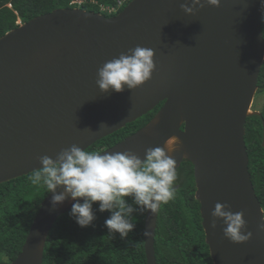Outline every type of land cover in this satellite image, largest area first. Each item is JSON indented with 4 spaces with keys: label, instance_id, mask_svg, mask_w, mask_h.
Here are the masks:
<instances>
[{
    "label": "water",
    "instance_id": "obj_1",
    "mask_svg": "<svg viewBox=\"0 0 264 264\" xmlns=\"http://www.w3.org/2000/svg\"><path fill=\"white\" fill-rule=\"evenodd\" d=\"M186 2L130 0L110 16L59 7L5 32L0 37V183L41 167L40 156L55 158L73 144L85 150L162 102L145 125L98 153L129 150L144 159L146 149L178 137L170 155L177 169L184 160L193 166L194 196L213 264H264V231L258 227L264 212L244 140L246 118L260 114L251 105L264 60V0H220L219 7L197 6L191 15L180 7ZM136 46L154 50L151 78L132 91L102 92L97 70ZM51 196L48 192L41 201L21 251L9 264L43 263L51 227L74 203L68 199L53 208ZM218 202L244 213L246 233H252L248 241L226 239L222 220L211 227ZM158 211L145 216L146 264H157Z\"/></svg>",
    "mask_w": 264,
    "mask_h": 264
},
{
    "label": "trees",
    "instance_id": "obj_2",
    "mask_svg": "<svg viewBox=\"0 0 264 264\" xmlns=\"http://www.w3.org/2000/svg\"><path fill=\"white\" fill-rule=\"evenodd\" d=\"M86 0L82 8L99 11V4L116 0ZM70 0H0V37L18 26V19L34 16L59 7H70ZM264 37V10L261 21ZM258 91H264V60L258 77ZM160 102L142 117L97 140L86 151L99 152L124 139L145 125L161 107ZM264 103L259 115L245 122V145L251 181L264 212ZM34 172V171H33ZM26 175L0 183V264H9L21 251L46 187L33 185ZM175 199L158 211L154 247L157 264H213L201 225L200 203L195 199L193 166L184 160L177 169ZM131 202V201H130ZM92 226L81 228L69 213L54 222L46 239L42 264H146L144 223L146 212L134 213L136 227L126 239L108 234L105 220L110 213L99 212Z\"/></svg>",
    "mask_w": 264,
    "mask_h": 264
},
{
    "label": "clouds",
    "instance_id": "obj_3",
    "mask_svg": "<svg viewBox=\"0 0 264 264\" xmlns=\"http://www.w3.org/2000/svg\"><path fill=\"white\" fill-rule=\"evenodd\" d=\"M205 4L219 7L220 0H204V3L190 0V4L182 3L180 7L191 15L198 10L197 6L203 8ZM155 68L154 50L136 46L105 62L97 70L96 84L105 93L132 91L147 82ZM178 143V137L172 136L163 147L146 149L144 159L129 150L100 154L73 144L61 149L55 158L38 157L41 167L34 170L30 181L52 193L53 208L68 199L74 201L69 215L81 228L92 226L96 219L93 205L98 203L99 212L110 213L104 222L108 234L118 233L123 240L136 227L134 213H155L161 205L175 199L178 172L170 153ZM243 216L242 211L233 212L230 205L218 202L211 212V227L215 228L217 220H222L226 239L237 244L246 242L252 233H246ZM258 227L264 231V220Z\"/></svg>",
    "mask_w": 264,
    "mask_h": 264
},
{
    "label": "built area",
    "instance_id": "obj_4",
    "mask_svg": "<svg viewBox=\"0 0 264 264\" xmlns=\"http://www.w3.org/2000/svg\"><path fill=\"white\" fill-rule=\"evenodd\" d=\"M86 0H70V7H82V4ZM93 3H96L95 0H91ZM130 0H116L114 4H99V11L102 14L112 15L117 13L122 9Z\"/></svg>",
    "mask_w": 264,
    "mask_h": 264
},
{
    "label": "rangeland",
    "instance_id": "obj_5",
    "mask_svg": "<svg viewBox=\"0 0 264 264\" xmlns=\"http://www.w3.org/2000/svg\"><path fill=\"white\" fill-rule=\"evenodd\" d=\"M18 22L21 23L22 20L19 18ZM263 103H264V91L257 90L253 98L251 110L260 111L261 107L263 106Z\"/></svg>",
    "mask_w": 264,
    "mask_h": 264
},
{
    "label": "flooded vegetation",
    "instance_id": "obj_6",
    "mask_svg": "<svg viewBox=\"0 0 264 264\" xmlns=\"http://www.w3.org/2000/svg\"><path fill=\"white\" fill-rule=\"evenodd\" d=\"M154 108H155V107H154ZM154 108H153V109H154ZM104 149H105V148H104ZM102 150H103V149H102ZM100 151H101V150H100ZM100 151H99V152H100Z\"/></svg>",
    "mask_w": 264,
    "mask_h": 264
}]
</instances>
